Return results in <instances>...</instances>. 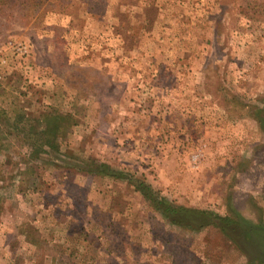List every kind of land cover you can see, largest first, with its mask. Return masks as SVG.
Wrapping results in <instances>:
<instances>
[{
	"label": "rangeland",
	"instance_id": "1",
	"mask_svg": "<svg viewBox=\"0 0 264 264\" xmlns=\"http://www.w3.org/2000/svg\"><path fill=\"white\" fill-rule=\"evenodd\" d=\"M256 107L264 0H0V264H249L240 248L264 252L243 231L264 224ZM45 112L77 123L33 156ZM146 186L242 220L241 247L172 224Z\"/></svg>",
	"mask_w": 264,
	"mask_h": 264
},
{
	"label": "trees",
	"instance_id": "2",
	"mask_svg": "<svg viewBox=\"0 0 264 264\" xmlns=\"http://www.w3.org/2000/svg\"><path fill=\"white\" fill-rule=\"evenodd\" d=\"M256 111L258 112L255 117L256 119H258L260 127L264 130V110L262 108H257ZM41 114H42L41 120L38 119V121H42L45 127H43V130L39 131V134H47L50 136L46 140L44 138H40L41 142L38 140L37 143L33 142L31 144L33 146V151H32L33 156L39 154L40 150L43 149V147L45 148L44 151L46 152H50L49 150L46 149V147L57 149V146L55 145L57 141V136L64 134L68 128H70L71 126L77 123L76 120H70L72 118L69 117L66 118L64 115L54 114L49 112H45ZM15 127L17 128V126ZM4 135L5 134L3 133L0 134V150L4 146L3 141L6 139ZM96 165H98L100 168L103 169L104 168L111 169L110 166H106L103 164H96ZM141 193L146 200L151 202L153 201V203L155 204L154 207L159 209L162 212V214L172 222V224L179 225L182 227H194V228L216 224L219 226V229L222 231L223 234L229 237L232 240V242H234L237 246L239 245V243L237 242V238L234 235V226L241 225L243 222L242 220H236L234 218H231L230 216L223 217L205 210H199L195 208L192 209V208H186L184 206L173 205L172 203L168 202V200H166L165 198H162L161 201L159 200L160 202L157 203L156 199L152 195L153 190L149 186L142 188ZM1 199L2 198L0 197V204L3 202V200L1 201ZM247 223H248V228L243 230L244 236L246 237L245 239L253 241L254 244H259L262 247V249H264V224L263 223L254 224L252 222H247ZM240 249L243 252L248 253L246 254L248 255L249 264H264V252L263 255H253L249 251V249L246 251L244 248H240Z\"/></svg>",
	"mask_w": 264,
	"mask_h": 264
}]
</instances>
